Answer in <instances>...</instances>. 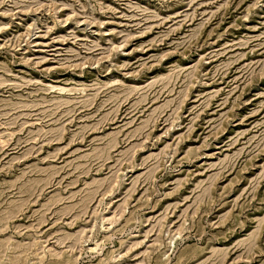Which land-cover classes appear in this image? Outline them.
I'll return each instance as SVG.
<instances>
[{
	"label": "rangeland",
	"instance_id": "rangeland-1",
	"mask_svg": "<svg viewBox=\"0 0 264 264\" xmlns=\"http://www.w3.org/2000/svg\"><path fill=\"white\" fill-rule=\"evenodd\" d=\"M0 264H264V0H0Z\"/></svg>",
	"mask_w": 264,
	"mask_h": 264
}]
</instances>
